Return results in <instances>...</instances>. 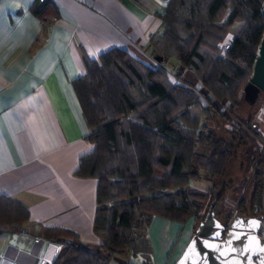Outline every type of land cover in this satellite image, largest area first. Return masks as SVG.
<instances>
[{
	"label": "trees",
	"instance_id": "trees-1",
	"mask_svg": "<svg viewBox=\"0 0 264 264\" xmlns=\"http://www.w3.org/2000/svg\"><path fill=\"white\" fill-rule=\"evenodd\" d=\"M49 3L37 0L33 13L42 15ZM161 18L162 31L151 37L150 44L163 61L155 60L156 66H151L126 50L114 49L99 60H87V74L73 81L90 128L89 139L95 143V150L81 158L77 174L99 180L95 230L103 243L93 249L83 245L74 231L44 228L45 237L71 243L52 264H111L112 255L104 251L140 254L144 264H152L151 219L161 216L186 224L194 218L196 225L202 221L215 187L204 191L190 184L201 178V170L205 176L221 177L241 144L202 124L204 114L210 118V107L197 108L195 88L174 83L164 64L175 58L179 67L197 74L209 93L236 100L239 80L247 70L254 71L259 55L264 0H170ZM236 22L242 25L222 55L219 43L228 39ZM206 98L210 105L207 94ZM251 123L244 125L259 134ZM197 146L210 153L197 152ZM256 175L255 214L264 191L261 174ZM221 197L217 193L214 199L219 203ZM109 202L110 207L102 205ZM29 218L28 207L0 194V227Z\"/></svg>",
	"mask_w": 264,
	"mask_h": 264
},
{
	"label": "crops",
	"instance_id": "crops-1",
	"mask_svg": "<svg viewBox=\"0 0 264 264\" xmlns=\"http://www.w3.org/2000/svg\"><path fill=\"white\" fill-rule=\"evenodd\" d=\"M36 1L0 0V194L30 210L29 220L0 227V264H52L71 243L45 237L44 228L74 231L93 249L103 243L95 230L99 180L77 174L95 143L73 81L87 74V60L114 49L154 66L150 41L162 31L170 0H48L40 16L33 13ZM236 29L234 24L229 42ZM170 79L181 83L176 73ZM196 151L210 153L199 146ZM258 173L264 182V171ZM200 174L195 181H204ZM255 187L251 198L237 196L231 208L243 202L238 214L255 215ZM258 210L264 214V191ZM196 227L194 218L183 224L154 216L148 228L152 264L175 263ZM133 258L144 264L140 254Z\"/></svg>",
	"mask_w": 264,
	"mask_h": 264
},
{
	"label": "rangeland",
	"instance_id": "rangeland-1",
	"mask_svg": "<svg viewBox=\"0 0 264 264\" xmlns=\"http://www.w3.org/2000/svg\"><path fill=\"white\" fill-rule=\"evenodd\" d=\"M223 17L224 16H222V18ZM218 23L221 24L222 22L219 21ZM168 25L166 27H168ZM235 25H237V28L240 29L242 23L236 22ZM180 32L185 34L184 28H181ZM228 43H231L229 42V38L219 43V48L221 49L222 55L224 53V46ZM150 62V64L156 66L157 62L155 59L151 60ZM164 65L168 68L171 74L176 73L178 77H183V79H180L179 81L195 88L199 96L200 103L197 108L206 106L210 107V118L206 119V115L204 114V120L202 121V124L210 125L218 135L225 136L227 138L229 137L231 140L233 139V143L235 140L239 139L241 140V144H243V147L240 151H238V154L236 152L237 155H233L232 157V159L236 158L233 168L230 167V164L228 166V170H232L231 175H226L228 172L227 170L226 173H224L221 177L204 176V181H194L191 184L193 187L201 189H207L209 187L212 189L213 186L215 187L213 188L215 189L214 192H211V196L207 199V204L204 211L205 213L214 199V196L217 193H221L222 197L220 198L216 208V214L224 224H228L230 220L235 215H237V212H242L243 210L237 209L236 211V209L231 208L232 204L235 203L237 196L246 195L247 199L251 198V190L258 180L256 173H258V171H264V139L252 131L249 128V124L248 127L244 125L246 122H250L251 120L253 121L255 114L260 109V106L258 105L254 108H250L243 96L244 86L252 77L253 72L251 73V71L247 70V75L239 80V82L241 81L242 84L238 93V97L236 100L232 101L227 99H218L216 96L209 93L204 88L201 81H199L197 74L189 68L183 69L179 67L174 58L169 59ZM244 69L247 68L245 67ZM202 90L204 93H200ZM206 94L210 97L208 100L210 105H213H207ZM242 165H244L243 173L240 171V167ZM203 182H206L204 183L206 185L205 188L202 187ZM102 205L110 207L112 204L109 202ZM232 210L235 212L232 213ZM262 234L264 235V230L262 231ZM103 254L112 255L111 264H129V260L137 264V259H134L133 255L129 252L118 254L104 251Z\"/></svg>",
	"mask_w": 264,
	"mask_h": 264
},
{
	"label": "water",
	"instance_id": "water-1",
	"mask_svg": "<svg viewBox=\"0 0 264 264\" xmlns=\"http://www.w3.org/2000/svg\"><path fill=\"white\" fill-rule=\"evenodd\" d=\"M154 59L161 62L164 57L156 54ZM243 96L250 108L260 106L252 128L264 139V36ZM217 206L218 200L214 199L174 264H264V252L260 251L264 248V235L261 234L264 214H237L224 224L216 215ZM251 221L258 224L253 226Z\"/></svg>",
	"mask_w": 264,
	"mask_h": 264
},
{
	"label": "built area",
	"instance_id": "built-area-1",
	"mask_svg": "<svg viewBox=\"0 0 264 264\" xmlns=\"http://www.w3.org/2000/svg\"><path fill=\"white\" fill-rule=\"evenodd\" d=\"M230 46H231V44L230 43H228V44H225V46H224V53H226L229 49H230ZM43 264H48V262H44Z\"/></svg>",
	"mask_w": 264,
	"mask_h": 264
},
{
	"label": "snow or ice",
	"instance_id": "snow-or-ice-1",
	"mask_svg": "<svg viewBox=\"0 0 264 264\" xmlns=\"http://www.w3.org/2000/svg\"><path fill=\"white\" fill-rule=\"evenodd\" d=\"M253 226H256L258 224L257 221H251L250 222ZM260 251L264 252V248H261Z\"/></svg>",
	"mask_w": 264,
	"mask_h": 264
},
{
	"label": "flooded vegetation",
	"instance_id": "flooded-vegetation-1",
	"mask_svg": "<svg viewBox=\"0 0 264 264\" xmlns=\"http://www.w3.org/2000/svg\"><path fill=\"white\" fill-rule=\"evenodd\" d=\"M251 126H252V123H251ZM260 213V212H259Z\"/></svg>",
	"mask_w": 264,
	"mask_h": 264
}]
</instances>
